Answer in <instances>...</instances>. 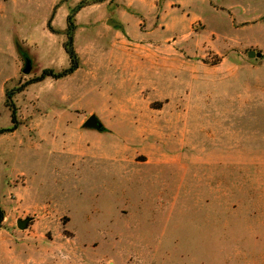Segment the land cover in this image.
<instances>
[{
  "label": "rangeland",
  "instance_id": "1",
  "mask_svg": "<svg viewBox=\"0 0 264 264\" xmlns=\"http://www.w3.org/2000/svg\"><path fill=\"white\" fill-rule=\"evenodd\" d=\"M0 210V264H264V0H0Z\"/></svg>",
  "mask_w": 264,
  "mask_h": 264
},
{
  "label": "water",
  "instance_id": "2",
  "mask_svg": "<svg viewBox=\"0 0 264 264\" xmlns=\"http://www.w3.org/2000/svg\"><path fill=\"white\" fill-rule=\"evenodd\" d=\"M107 22L109 24H112L113 26H120L122 28V24L118 21H115L113 19H109ZM21 54L25 60V66L23 68V71L25 73H30L32 68H33V59L30 58L25 51H21ZM261 54H262L261 52H256L255 50H250L248 52L249 56H255V55L261 56ZM82 127L85 129H94V130L100 131V132L106 131V128H105L103 121L101 120V118L96 113L91 114L85 120ZM33 218H34L33 216H28L25 218H19L17 220L18 228H20L22 230L28 229Z\"/></svg>",
  "mask_w": 264,
  "mask_h": 264
},
{
  "label": "trees",
  "instance_id": "3",
  "mask_svg": "<svg viewBox=\"0 0 264 264\" xmlns=\"http://www.w3.org/2000/svg\"><path fill=\"white\" fill-rule=\"evenodd\" d=\"M70 18H71V16H70ZM70 28L71 29H73V22L70 20ZM71 38H72V36H71ZM15 43H16V46H17V48L19 49V51H22L23 50V48H22V45H21V43L19 42V40L16 38L15 39ZM68 52L70 53V56H71V58H72V60H73V64H72V67H70V68H68V69H65V70H63V71H61V72H55L54 70H52V69H46V70H44V72H43V74H42V77H41V79L42 78H44V77H46V76H54V77H57V78H59V77H64L65 75H68V74H70L71 72H73L74 70H75V68L77 67V62H76V57H75V52H74V50L72 49V47L70 46H68ZM15 116H14V112H13V118H14ZM14 128V127H13ZM13 128H11V129H13ZM3 217V213H2V211L0 210V219Z\"/></svg>",
  "mask_w": 264,
  "mask_h": 264
},
{
  "label": "flooded vegetation",
  "instance_id": "4",
  "mask_svg": "<svg viewBox=\"0 0 264 264\" xmlns=\"http://www.w3.org/2000/svg\"><path fill=\"white\" fill-rule=\"evenodd\" d=\"M25 61V60H24Z\"/></svg>",
  "mask_w": 264,
  "mask_h": 264
}]
</instances>
